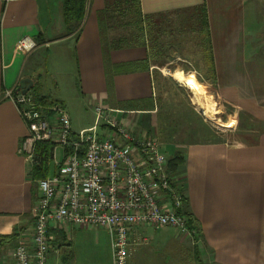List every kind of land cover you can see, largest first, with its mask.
<instances>
[{"label":"crops","instance_id":"crops-1","mask_svg":"<svg viewBox=\"0 0 264 264\" xmlns=\"http://www.w3.org/2000/svg\"><path fill=\"white\" fill-rule=\"evenodd\" d=\"M64 1L0 0V264H15L16 246L31 241L41 196L40 179L34 178L33 164L22 151L27 126L5 90L19 88L29 78L27 91L39 87L41 95L61 102L67 111L71 101L81 108L86 102L95 112L105 106L116 110L113 115L135 137H154L142 129L151 118L154 125L158 113L153 63L160 52L154 54L152 48L164 46L163 33L172 18L184 19L192 10L191 22L201 23L203 6L220 92L255 112L259 129L249 140L160 142V148L162 144L171 152L168 158L184 153L185 161L171 179L188 200L200 230L195 228L192 237L172 228L135 226L129 264H139L140 256L153 250L181 252L186 244L192 248L190 264H264V0H140V17L127 10L105 17L106 0H87L84 18L72 32L64 19ZM138 19L145 38L135 33L141 31ZM254 25L261 26L255 30ZM113 29L118 36L108 33L106 40L103 31ZM25 36L38 43L27 55L17 50ZM46 85L53 91H45ZM93 124L76 128L71 119L72 133ZM101 126L100 135H111L108 125ZM65 154L62 147V158L55 154L49 176ZM97 228L53 223L48 264H114L111 234L100 227L109 238L102 249L94 236ZM151 261L158 264L156 258Z\"/></svg>","mask_w":264,"mask_h":264},{"label":"built area","instance_id":"built-area-1","mask_svg":"<svg viewBox=\"0 0 264 264\" xmlns=\"http://www.w3.org/2000/svg\"><path fill=\"white\" fill-rule=\"evenodd\" d=\"M37 47L31 36L17 44L25 55ZM4 94L27 126L22 151L29 162L36 163L40 142L56 144L54 158L58 147L70 148L58 171L39 180L34 232L29 243L16 246L15 264H48L53 242L50 227L57 222L106 227L112 237L114 264H129L135 226L172 228L196 236L188 218L177 211L184 206V196L172 185L169 158L157 138L135 137L113 115L116 110L105 106H97L94 126L73 136L70 114L61 102L45 105L21 87L6 89ZM102 120L111 135L98 132Z\"/></svg>","mask_w":264,"mask_h":264},{"label":"rangeland","instance_id":"rangeland-1","mask_svg":"<svg viewBox=\"0 0 264 264\" xmlns=\"http://www.w3.org/2000/svg\"><path fill=\"white\" fill-rule=\"evenodd\" d=\"M195 12L190 10L184 15V19L177 17L172 18L169 29L163 33V47H153V53L157 54L154 57L156 60L153 63L156 99L158 104L157 119L152 118L147 120L142 125V129L149 134L154 135L159 143L176 142L186 144L190 142H203L225 138L229 140L242 139L249 140L255 136L256 130L259 129L258 116L255 112L248 111L239 101H232L226 95L220 92L218 80L213 81L212 73L207 66L208 56L204 53L203 43L205 41L202 33L198 31V27H202L201 23L191 22V17ZM199 13V12H198ZM257 25L255 27V30ZM261 25H258L259 28ZM194 28V30L192 29ZM108 33L111 37H117L119 32L115 29L110 32L103 31L104 38L107 40ZM127 35V32H121ZM137 38H145L146 34L142 35L143 31L135 32ZM204 35V33H203ZM108 41H106L107 44ZM46 55L45 53H42ZM112 64L107 63L108 72L111 74ZM44 68V67H43ZM184 72L185 74H194L198 80L206 85L207 93L202 97L204 101L213 106L218 111V118L222 123L209 120L197 106V98L191 90L184 84L173 78L175 72ZM46 70L41 69L43 80L49 82V75ZM45 91H51L46 88ZM54 88V87H52ZM53 91V90H52ZM53 93V92H52ZM207 95V96H206ZM68 102V111L72 119L74 127L78 128L94 122L96 124L97 113L95 107L92 108L85 102V107L81 108ZM149 119V118H148ZM103 120L98 126V132H104L102 128ZM91 126V127H92ZM261 127V126H260ZM84 129V128H83ZM86 129V128H85ZM82 130V129H81ZM161 151L168 156L169 150L162 148ZM56 155L59 159L62 158L61 147L56 150ZM173 155V154H172ZM107 231L103 228L94 230V236L99 238L101 247L104 249L109 241ZM192 248L187 244L183 250L178 253L169 249L160 251H150L140 256L139 264H154L151 260L156 258L158 264H190V252Z\"/></svg>","mask_w":264,"mask_h":264},{"label":"trees","instance_id":"trees-1","mask_svg":"<svg viewBox=\"0 0 264 264\" xmlns=\"http://www.w3.org/2000/svg\"><path fill=\"white\" fill-rule=\"evenodd\" d=\"M87 0H65L63 6L64 19L68 26V31L72 32L76 30L80 23L82 22L85 10H86ZM130 11L135 14L137 17L141 15V6L140 0H106V6L104 9V16L107 17L109 13L118 11L120 13H124ZM199 16L198 19L201 21V30L202 36L205 41L203 43V51L208 56L207 66L212 73L213 81L216 83L217 78L215 76V64L213 60L212 47L209 40V32L206 27V8L203 6L198 11ZM143 21L141 19L137 20V28L138 30L143 31L142 35H144L143 29ZM204 33V35H203ZM111 83V80H110ZM40 88L36 87L33 91L35 98L44 103L45 105H49L52 102L56 101L55 99L49 98L47 95H41L39 92ZM74 136V134H72ZM56 144L52 142H40L36 145L35 154H36V163L33 164L32 174L34 178L41 179L48 177L51 173V163L54 161V153H55ZM66 154L70 152V148L65 149ZM65 154V155H66ZM185 161L184 153L181 151L175 152L168 161V172L169 174H173L177 171L178 167ZM173 185V183H172ZM188 200L184 198V206L181 209H178V213L184 214L188 218L189 225L192 228H196L198 231L200 230V225L197 218L188 210ZM199 264H204L201 260H198Z\"/></svg>","mask_w":264,"mask_h":264},{"label":"bare ground","instance_id":"bare-ground-1","mask_svg":"<svg viewBox=\"0 0 264 264\" xmlns=\"http://www.w3.org/2000/svg\"><path fill=\"white\" fill-rule=\"evenodd\" d=\"M173 78H175L180 83L184 84L189 90L193 92V94L197 98V106L198 109L211 121L221 122V119L218 118V111L213 107L209 106L202 97L207 93L206 85L198 80V78L194 74H185L184 72H175L172 74ZM207 96V95H206Z\"/></svg>","mask_w":264,"mask_h":264},{"label":"water","instance_id":"water-1","mask_svg":"<svg viewBox=\"0 0 264 264\" xmlns=\"http://www.w3.org/2000/svg\"><path fill=\"white\" fill-rule=\"evenodd\" d=\"M29 82V85L27 86V83ZM31 80L29 78H24L22 81H21V87L24 89V91H27L30 89L31 87Z\"/></svg>","mask_w":264,"mask_h":264}]
</instances>
